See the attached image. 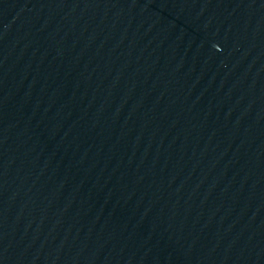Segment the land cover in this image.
<instances>
[{"label": "water", "instance_id": "obj_1", "mask_svg": "<svg viewBox=\"0 0 264 264\" xmlns=\"http://www.w3.org/2000/svg\"><path fill=\"white\" fill-rule=\"evenodd\" d=\"M264 177V0H0V264H178Z\"/></svg>", "mask_w": 264, "mask_h": 264}]
</instances>
